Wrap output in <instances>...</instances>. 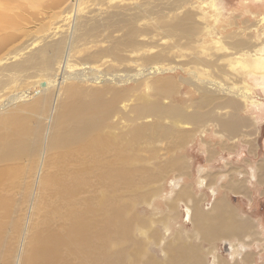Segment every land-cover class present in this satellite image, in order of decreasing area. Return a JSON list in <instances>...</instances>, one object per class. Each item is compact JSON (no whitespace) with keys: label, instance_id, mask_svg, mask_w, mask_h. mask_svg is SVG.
<instances>
[{"label":"rangeland","instance_id":"rangeland-1","mask_svg":"<svg viewBox=\"0 0 264 264\" xmlns=\"http://www.w3.org/2000/svg\"><path fill=\"white\" fill-rule=\"evenodd\" d=\"M263 55L264 0H0V118L17 122L0 136L15 134L20 150L0 162L10 180V192L0 191V264H24L35 234L56 226L45 180L64 178L50 138L70 87L85 102L94 92L118 96L101 133L119 144L132 180L118 193L125 237L110 251L124 264H214L195 247L203 237L194 236L186 192L206 166L204 141L231 119L250 118L245 131H258L263 158ZM86 167L97 200L105 186Z\"/></svg>","mask_w":264,"mask_h":264},{"label":"bare ground","instance_id":"bare-ground-1","mask_svg":"<svg viewBox=\"0 0 264 264\" xmlns=\"http://www.w3.org/2000/svg\"><path fill=\"white\" fill-rule=\"evenodd\" d=\"M255 64L258 70L264 71V55L257 56ZM67 93L68 108L59 116L55 123V126H58L54 132L55 136L50 138V147L63 153L59 155L61 157L59 164L62 165L64 178L60 177L61 181L58 178L57 181L53 180L54 184L49 179L45 180L46 186L44 185L48 191L52 190V194L58 201L57 208L51 212L56 226L35 234L30 247L31 251L23 262L24 264H124L125 256L111 252L109 247L119 243L125 237L121 229L124 228V212L119 209L121 206L118 205V193L122 179L132 180V177L129 171L127 170V173L125 170L129 161H123L119 144L111 147L101 133L102 124L111 115L113 102L118 100V96H115L111 102H105L102 100L101 93L94 92L90 95L92 99L90 98L89 101L86 99L85 102L77 88L70 87ZM158 110L162 111V109ZM17 117L20 119L19 116L15 118ZM25 121L24 119L23 122ZM15 122V119L9 117L0 118V126L11 130H17V122ZM222 124L226 131L235 133L234 124ZM23 125L25 127L24 123ZM21 132L25 131L21 130ZM12 136L15 140L10 136H0V162L15 156V151L19 149L15 138L17 136L15 134ZM23 144L27 146V142ZM91 162L95 165L94 168L97 169L100 177L98 187L105 186V192L97 200L93 199L85 188L84 175L90 173L86 166ZM8 181L10 182L6 176L0 178V191H8L5 189ZM83 194H87L84 201L81 198ZM106 197L110 198L106 200ZM1 200L0 209L5 206ZM2 230L3 227L0 225V236Z\"/></svg>","mask_w":264,"mask_h":264},{"label":"crops","instance_id":"crops-1","mask_svg":"<svg viewBox=\"0 0 264 264\" xmlns=\"http://www.w3.org/2000/svg\"><path fill=\"white\" fill-rule=\"evenodd\" d=\"M241 116L239 113L238 117ZM231 120L236 121L234 135L219 128L216 134L220 136L204 141L206 148L210 146L204 149L206 166L199 173L196 190L193 187L194 196L189 182L185 184L186 189L190 188L186 197L192 195V198H188L184 207L193 213L189 220L194 236L197 240L199 234L203 237L195 245L203 257L214 254V264H264L262 147H259L256 129L245 131L251 128L250 118L247 126L243 120ZM241 125L244 128L239 130ZM225 247L228 253H218Z\"/></svg>","mask_w":264,"mask_h":264},{"label":"water","instance_id":"water-1","mask_svg":"<svg viewBox=\"0 0 264 264\" xmlns=\"http://www.w3.org/2000/svg\"><path fill=\"white\" fill-rule=\"evenodd\" d=\"M41 87L44 88L45 87V84H41ZM225 252L228 253V247H225Z\"/></svg>","mask_w":264,"mask_h":264}]
</instances>
